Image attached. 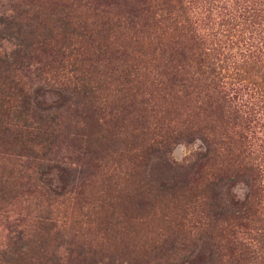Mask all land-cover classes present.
I'll return each mask as SVG.
<instances>
[{
	"label": "trees",
	"instance_id": "trees-1",
	"mask_svg": "<svg viewBox=\"0 0 264 264\" xmlns=\"http://www.w3.org/2000/svg\"><path fill=\"white\" fill-rule=\"evenodd\" d=\"M97 6L122 8L115 32L106 20L109 29L94 33L77 15L78 0H29L0 22V264H68L75 250L88 264H121L78 249L76 220L62 209L67 193L31 175L35 161L53 152L55 129L61 132L58 107L37 100L44 86L72 101L79 121L65 133L84 158L116 134L112 123L121 112L101 105L102 92L122 98V152L116 151L122 172L109 168L106 181L116 186L122 175V191L130 194L125 204L168 190L144 180L152 156L181 141L202 143L188 178L169 188L164 220L171 237L154 242L153 251L176 257L200 230L214 249L213 264H264V146L255 147L264 122V0H97ZM110 48L121 64L102 89L94 64ZM42 57V65L35 62ZM23 68L42 85L25 88L17 78ZM238 183L244 193L226 196L225 188ZM120 230L126 237V221ZM51 237L68 238L64 253L47 246Z\"/></svg>",
	"mask_w": 264,
	"mask_h": 264
},
{
	"label": "rangeland",
	"instance_id": "rangeland-1",
	"mask_svg": "<svg viewBox=\"0 0 264 264\" xmlns=\"http://www.w3.org/2000/svg\"><path fill=\"white\" fill-rule=\"evenodd\" d=\"M27 1L29 0H0V22L5 16L12 15L15 5ZM43 1L55 3L58 0ZM78 1L80 9H78L77 15L81 20L88 22L94 33L104 34L109 29L106 20L111 23V32L116 31L118 23L114 24V22L118 16L122 15V8L105 9L100 12L103 9L97 6V0ZM111 50L110 48L104 60H102L104 56L99 55L102 61L94 64V67H98L95 78L102 89L111 79L116 65L121 64L117 59L118 54ZM91 52L88 51L87 59L91 55L92 60H95L96 57ZM43 61H45L43 57L39 58V61L35 60L41 65ZM17 78L21 80L25 88L31 86L37 89L42 85V81H39L34 74H30L27 68L19 71ZM48 89V86L40 88L37 100L44 108L58 107L59 111L56 114L59 119L57 121L60 131L64 133L55 129L56 136L53 138L51 146L53 152L47 155V159L35 161L36 167L32 169L31 173L33 174L31 175L39 182H47L53 191L67 193L61 200L65 201L62 209L66 213V219L68 221L76 220V224L72 226L73 234L76 233L72 243L77 245L78 249L80 246L85 247L84 252L89 251L93 260L98 259L104 263L117 260L121 264H213L214 249L208 240V235L200 230L190 233L187 239H184L186 241L184 246H180V249L184 248L180 250L181 254L179 252L176 257L170 255L167 250L161 252L151 249L154 242L158 244L161 239L171 237V231L167 232L165 224L170 212V208L166 205L172 194L169 188L174 182L177 183L188 178L196 154L204 148L202 143L199 140L194 143L181 141L172 151L152 156L145 170L144 180L152 186L165 185L168 190H165L163 196L152 193L154 195L146 198L145 201L140 196L130 204H125L130 199L128 198L130 194L127 191H122V175L117 180L119 183L116 186H109L106 181L109 168H118L117 172H122V155L116 154V151L120 154L122 152V98L113 95L110 91H106V94L102 92L101 105L121 112L112 123L111 129L116 134H114L113 140L108 138L104 148L96 147L94 154L84 158L77 152L78 146L74 147L69 144L70 138L69 136L67 138L65 133L71 124L79 121L75 117L72 101L69 100V96ZM248 99V96L244 97V102ZM255 132V147L259 150L258 146H264V122ZM260 150L264 153V149L260 148ZM261 154L259 152V155ZM244 191L243 183L225 188V194L229 198L233 194H243ZM85 200L87 204H84ZM138 202L141 203L138 205L136 204ZM122 220L126 221L129 229L124 233L126 237H122L119 232ZM67 239L55 240V237H51L47 246L59 245V252L64 253V248H67ZM167 244L169 246V242ZM78 253L79 250L72 252L73 256L68 264L89 263L87 258L76 256Z\"/></svg>",
	"mask_w": 264,
	"mask_h": 264
}]
</instances>
